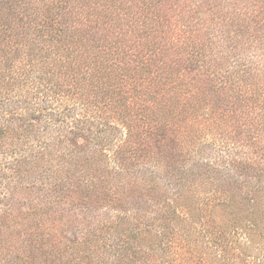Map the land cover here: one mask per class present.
Returning <instances> with one entry per match:
<instances>
[{
	"label": "trees",
	"instance_id": "trees-1",
	"mask_svg": "<svg viewBox=\"0 0 264 264\" xmlns=\"http://www.w3.org/2000/svg\"><path fill=\"white\" fill-rule=\"evenodd\" d=\"M166 1L0 0V160L43 190L0 213V264H264V61Z\"/></svg>",
	"mask_w": 264,
	"mask_h": 264
},
{
	"label": "rangeland",
	"instance_id": "rangeland-1",
	"mask_svg": "<svg viewBox=\"0 0 264 264\" xmlns=\"http://www.w3.org/2000/svg\"><path fill=\"white\" fill-rule=\"evenodd\" d=\"M184 1L187 4V7L183 13L182 8L184 5L182 3H173L171 6V3L166 1L165 4L170 6V9L166 10V15L171 14L173 18H177L178 15L181 14L177 20L183 21L184 14L186 20L182 23L185 34H189V36H191L199 33L200 38L207 39L206 34H208V32H212L210 28L211 21L217 20L221 16H225L234 20L235 23L233 27L225 28L226 31H228L229 36L226 38L223 37L222 41L219 33L213 34V40L218 41L216 43V47L223 50L225 46L224 53L228 51L231 53L232 51L229 50L230 46L233 47L236 45V47H238V51L244 58L249 56L248 54L251 53L250 50L252 49V53L250 54L254 57L252 60L257 61L255 58H260L264 61V19L262 12L258 13L259 10H257L258 7L256 6L258 5V2H261V0H207L205 4L201 5H199V0ZM188 9L190 12H188ZM208 9L213 10V15L211 14L209 16ZM243 28L244 31L242 32ZM239 46L243 48L244 52ZM60 122V127L58 124L50 126L49 132L52 136L51 147L55 150L59 148L61 151L65 150V152H69V149L72 148L69 145L70 139H68L67 142L66 140L59 142V138L56 136L60 131H63L62 134H65L67 129L71 127V124H73V120L66 119ZM187 125L190 126L191 123L189 122ZM92 134L93 133H91L90 136H92ZM58 145L59 147L57 148ZM10 166H12L10 161L0 160V213L4 212L6 207L17 208L18 206H21L20 208H22V211H27L30 201H34L37 197H40V194L32 197L34 194H32L30 190L32 188H37V191H39L41 190L42 185H40V183L37 185H31L30 179H18V176L13 177L10 173ZM158 171L159 172H157L156 177L161 175L160 167ZM33 181H35V179H33ZM65 206H67V204H65ZM32 219L33 217L24 221V229H26V227L30 228ZM2 221L6 223L4 226L11 223V219ZM2 221L0 220V223H2ZM78 222L79 221L75 220L71 223L72 225L67 224L64 226V230L61 229V234L63 238L66 239V241L62 239L63 245L61 247H65L66 245L64 243L66 242L69 246H72L77 242V239L81 240V237H83V229H81V231L78 229V226H76ZM4 238L5 235H1L0 241ZM53 242L54 240L51 243Z\"/></svg>",
	"mask_w": 264,
	"mask_h": 264
}]
</instances>
